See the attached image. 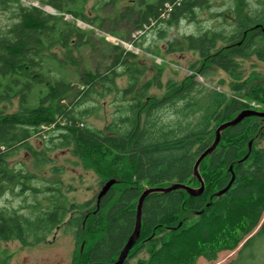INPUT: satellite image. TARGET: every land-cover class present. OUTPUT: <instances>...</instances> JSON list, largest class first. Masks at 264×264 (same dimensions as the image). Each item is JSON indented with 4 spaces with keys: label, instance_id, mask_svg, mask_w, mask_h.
<instances>
[{
    "label": "trees",
    "instance_id": "trees-1",
    "mask_svg": "<svg viewBox=\"0 0 264 264\" xmlns=\"http://www.w3.org/2000/svg\"><path fill=\"white\" fill-rule=\"evenodd\" d=\"M0 5L14 14V21L0 31V191L20 187L18 195L31 191L34 196L31 204L0 208V243L35 246L66 223L83 250L72 264H113L135 230L144 190L176 183L199 188L194 167L218 127L244 110H257L252 102L264 105V84H255L256 77L244 72V62H264V9L246 14L243 23L228 30L223 24L216 30L197 27L165 46L167 54L195 52L200 62L190 68L205 79L226 73L228 79L219 84L229 91H222L194 76L164 83L162 64H155L148 77L149 68L137 54L95 32L108 30L129 41L131 32L144 35L157 25L167 29H158L166 39L168 30L183 20L198 26L199 10L210 11L211 0H42L41 7L0 0ZM109 7L111 16L106 15ZM78 21L92 28L83 29ZM89 55L98 57L96 66L83 64ZM120 79L125 86L119 87ZM107 97L116 104L111 121L103 128L85 124L98 107L82 105ZM14 101L19 107L9 112L6 104ZM263 135L264 120L257 116L224 130L216 150L199 167L203 194L173 190L148 195L140 238L123 264L215 262L259 226L244 249L264 236V147L256 144ZM35 137L48 145L36 149L31 143ZM59 149L70 150L86 170L101 176L102 186L109 180L117 183L94 206L93 200L75 203L67 199L61 181L39 188L30 185L34 177L29 173L8 164L21 150L37 165L51 164L49 153ZM53 171L62 174L63 168ZM44 192L51 194L48 205L38 198ZM245 250L231 264H239ZM6 254L0 250V256Z\"/></svg>",
    "mask_w": 264,
    "mask_h": 264
},
{
    "label": "rangeland",
    "instance_id": "rangeland-1",
    "mask_svg": "<svg viewBox=\"0 0 264 264\" xmlns=\"http://www.w3.org/2000/svg\"><path fill=\"white\" fill-rule=\"evenodd\" d=\"M24 4L34 5L41 7L42 0H21ZM212 8L209 10H199L198 20L199 25L188 21H181L180 24L171 27L168 30V38L163 39L160 36L158 29H165L162 26H153L147 34L143 35L141 31H133L130 35L129 41H124L121 38L112 35L108 30H95L97 38H104L111 44L123 46L128 51L137 54L141 61L149 68L148 77L154 73L153 66L155 64H162L165 68L163 75V82L169 80L182 81L188 76L194 78L204 84L205 86L214 87L222 91H229L227 85H220V79H228V75L222 71L211 74L208 79L203 78L196 70L190 67L200 62L199 56L195 52L185 51L176 53H165V46L169 40L178 38L181 39L184 35L195 33L197 27H202L204 30L217 29L220 24L223 27L230 29L234 25L243 23V17L246 14H253L259 10L264 9V0H211ZM49 12L54 13L53 8L49 5L44 6ZM112 7L108 8L106 15L113 14ZM111 11V12H110ZM220 14L225 16L219 17ZM102 15V14H101ZM222 15V16H223ZM13 10H6L0 5V31L6 29L14 21ZM66 19L73 21V17L66 15ZM222 22V23H221ZM83 29H90L91 26L82 21L77 22ZM222 29V28H221ZM224 29V28H223ZM140 35H143L140 37ZM139 41V45L135 46L134 42ZM221 45V44H220ZM150 50H158L159 54ZM94 56V55H92ZM86 57L88 66H96L99 62L98 57ZM91 58V59H90ZM82 64V68L84 65ZM103 66L105 62L102 63ZM245 74L254 75L256 77L255 84H264V62L256 59H250L244 62ZM119 87L125 86L126 81L119 80ZM264 86V85H263ZM152 94L162 95L161 91L157 89L151 90ZM252 105L257 110L264 111V105L257 102H252ZM9 112L17 111L19 104L14 101L13 106L7 105ZM89 106H97L98 109L94 110L91 116L85 119V124L94 128H103L107 121H111L112 115L115 113L116 104L113 97H107L100 100L98 103L90 102V105H82L85 109ZM31 143L36 149L42 150L48 145L40 138H33ZM256 144L264 147V135L262 138H256ZM49 156L54 161L51 164L37 165L34 159L24 150L19 151L8 159L10 168L17 171L29 173L32 177L30 181L33 186L43 188L56 181H61L63 188L62 191L67 199L75 203H84L93 200V206L96 204V198L102 190V177L99 176L94 170H86L82 163L72 156L71 151L68 149H59ZM54 168H63V173L59 174L53 171ZM70 189L68 190V187ZM20 187H16L14 192L8 189L4 192L0 191V208H19L34 202V196L31 191H27L23 196L18 195ZM50 193L44 192L43 195L38 196L44 205H48L47 196ZM261 223H264V215ZM260 223V225H261ZM257 230L250 235L242 244L234 251H224L218 256L217 261L209 262L204 258H200L196 264H231L238 261L240 254L245 250V244L259 231ZM0 250L6 251L7 254L0 256V264L5 263V259L9 258L7 264H72L73 257L76 254L82 253V245L77 243L73 231L68 230L66 223L56 229L46 241L35 246H23L18 241L2 242L0 243ZM143 256V255H141ZM7 260V259H6ZM239 264H264V236L258 237L254 244L248 247Z\"/></svg>",
    "mask_w": 264,
    "mask_h": 264
},
{
    "label": "water",
    "instance_id": "water-1",
    "mask_svg": "<svg viewBox=\"0 0 264 264\" xmlns=\"http://www.w3.org/2000/svg\"><path fill=\"white\" fill-rule=\"evenodd\" d=\"M45 10L47 12L50 11L47 9H45ZM49 13L53 14L52 12H49ZM54 13H55V11H54ZM251 116H257V117L264 118V112H259L257 110H244L237 117H235L233 120L226 122V123H224L218 127V129L216 130L214 142L211 144V146L209 148H207V150L205 152H203V154H201V156L198 158V160L195 164V167H194V176L200 181V184H201V186L199 188H192L188 185L176 183V184H173V185L166 187V188H147L144 190V192H143V194H142V196L138 202L137 220H136L135 230H134L132 236L130 237L128 243L126 244L125 248L123 249L119 259L117 260V262H115L113 264H123L124 261L127 259L130 251L132 250V248L135 246V244L138 242V240L140 238L141 228H142V207H143V204H144L146 197L152 193L169 192V191H173V190H185L191 196H199V195L203 194L204 189H205V183H204V181L201 177L200 171H199V167H200L202 161L206 157L210 156L216 150V148L218 147V145L221 142V137H222V133L224 130H226L229 127H232V126L239 124L245 118H248ZM251 145H252V142H250V144H249V149H251ZM116 183H117L116 180H109L108 182H106L103 185L102 190L100 191V193L98 195V200H100L112 188V186L115 185ZM230 187H231V184H229L225 190L220 192L219 195L225 193ZM89 264H102V263H89Z\"/></svg>",
    "mask_w": 264,
    "mask_h": 264
},
{
    "label": "flooded vegetation",
    "instance_id": "flooded-vegetation-1",
    "mask_svg": "<svg viewBox=\"0 0 264 264\" xmlns=\"http://www.w3.org/2000/svg\"><path fill=\"white\" fill-rule=\"evenodd\" d=\"M257 111H259V112H264V111H261V110H257ZM263 120H264V118H262Z\"/></svg>",
    "mask_w": 264,
    "mask_h": 264
},
{
    "label": "bare ground",
    "instance_id": "bare-ground-1",
    "mask_svg": "<svg viewBox=\"0 0 264 264\" xmlns=\"http://www.w3.org/2000/svg\"><path fill=\"white\" fill-rule=\"evenodd\" d=\"M115 180V179H114Z\"/></svg>",
    "mask_w": 264,
    "mask_h": 264
}]
</instances>
